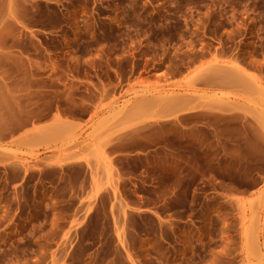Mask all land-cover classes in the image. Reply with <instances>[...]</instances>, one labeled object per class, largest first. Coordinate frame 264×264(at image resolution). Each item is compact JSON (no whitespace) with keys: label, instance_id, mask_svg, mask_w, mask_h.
<instances>
[{"label":"rangeland","instance_id":"374dc122","mask_svg":"<svg viewBox=\"0 0 264 264\" xmlns=\"http://www.w3.org/2000/svg\"><path fill=\"white\" fill-rule=\"evenodd\" d=\"M10 11L0 0V21ZM34 13L51 34L21 42L27 58L0 56V264H264V0L15 9ZM222 68L253 97L221 92ZM151 84L198 111L133 128L120 148L146 155L117 158L116 176L84 168L83 132L125 86ZM225 101L252 110L226 114Z\"/></svg>","mask_w":264,"mask_h":264},{"label":"crops","instance_id":"0c3cea01","mask_svg":"<svg viewBox=\"0 0 264 264\" xmlns=\"http://www.w3.org/2000/svg\"><path fill=\"white\" fill-rule=\"evenodd\" d=\"M3 1L11 10L12 15H8L0 21V41L9 44L7 48H0V56L22 60L28 55L19 49L21 42L32 38L39 39V36L51 34V32L44 28L46 24L42 25L37 22L35 13L31 20L17 17L15 9L21 0ZM59 28L60 25L57 26V29ZM221 74L219 87L221 92L228 95L244 93L248 98L253 97V89L249 81L239 72L232 68H222ZM154 81L157 79L150 80L151 83ZM244 81L248 83V88L241 91L240 86ZM3 83L8 89L12 85L7 81ZM33 84L35 87L37 81ZM154 87L153 84L136 86L134 89L125 86L121 91L118 103L109 110L108 116L96 121L83 132L77 157H80L79 162L83 164L84 168L98 170L97 176L102 178H106L109 174L116 176L118 167L115 160L117 158L126 155H146V152L143 151L137 152V154H128L129 152L120 148L125 139L132 137L133 128L139 129L154 118L157 120L158 127L168 124L180 125L184 116L198 111L195 107L194 97L169 92L156 94L151 91ZM213 89L215 88L213 87ZM209 106L211 107L209 110L212 111L214 105ZM221 110L226 114H237L241 110L250 111L252 108L244 104L225 101L221 102ZM61 131L60 127L45 128L44 136H60Z\"/></svg>","mask_w":264,"mask_h":264}]
</instances>
